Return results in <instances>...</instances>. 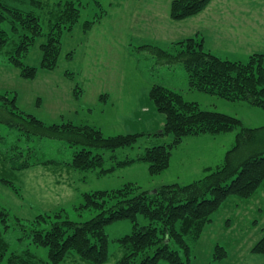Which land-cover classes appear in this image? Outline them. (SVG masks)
<instances>
[{
  "label": "rangeland",
  "instance_id": "rangeland-1",
  "mask_svg": "<svg viewBox=\"0 0 264 264\" xmlns=\"http://www.w3.org/2000/svg\"><path fill=\"white\" fill-rule=\"evenodd\" d=\"M60 1L45 0L42 21L45 32L50 30L49 18ZM98 1L101 8L94 0H82L84 8L80 24L97 15L103 18L89 32L78 25L72 33L65 35L60 64L55 71H40L35 80H24L8 62L11 46L0 50V93L15 95L21 112L35 115L46 124L90 125L100 129L105 137L143 132L150 136L140 137L133 148L94 150V155H103L104 169L113 168V173L100 175L99 170L79 172L70 167L69 159L76 150L70 145L50 140L17 142L18 132L3 128L5 124L0 123V140L4 144L1 147L0 141V206L8 211L10 225L6 229L0 222V258L8 247L0 264H8L12 254L27 249L37 260L49 262L48 249L31 244V229L48 230L58 220H90L96 215L94 211L79 215L86 193L118 190L126 184L144 191L175 182L185 185L203 178L208 169L223 163L226 153L235 145L238 131L197 136L200 139L185 138L172 154L180 161L189 159L188 164L194 170H190V166L175 170L171 163L167 171L151 176L143 162L117 166V162L138 159L146 149L173 140L172 136L157 137L164 116L149 111L152 104L148 94L153 86L161 85L180 92L188 101L198 102L204 110L236 117L247 128L264 126L263 109L190 90L184 67L164 63L154 51L170 50L174 43L200 34L207 50L226 60L245 62L252 55H264V0H213L203 13L183 21L171 18L172 0ZM68 53H75L72 62L66 60ZM41 58L42 53L36 45L26 62L39 66ZM68 70L77 74L84 89L80 101L74 98L75 83L66 77ZM203 136L208 140L202 139ZM15 143L24 149L27 146L40 149L38 155L51 159L49 164L15 170L14 160L7 156V150ZM37 216L50 218L47 223H36L35 227ZM213 219L200 240L188 239L190 264H217L214 260L217 245L228 252L229 258L223 264H264V256L251 252L264 236V186L249 201L230 198ZM138 221L142 226L149 223L144 217H139ZM132 231L133 224L129 220L107 227L111 241L107 264H116L123 256L116 240ZM62 264L89 263L70 256ZM161 264L167 263L162 261Z\"/></svg>",
  "mask_w": 264,
  "mask_h": 264
},
{
  "label": "trees",
  "instance_id": "trees-1",
  "mask_svg": "<svg viewBox=\"0 0 264 264\" xmlns=\"http://www.w3.org/2000/svg\"><path fill=\"white\" fill-rule=\"evenodd\" d=\"M94 2L101 8L100 1ZM212 2L172 0L170 16L175 21L196 17ZM45 7V0H0V50L11 46L8 62L24 80H35L40 71H55L60 64L65 35L72 33L78 25L89 32L103 18L97 15L93 20L80 24L84 8L82 0H61L49 18L50 30L45 32L42 24ZM36 45L42 58L39 66H32L26 59ZM154 51L164 63L184 67L190 90L232 102H245L264 110V55H252L245 62L226 60L207 50L200 34L174 43L170 50ZM74 54L68 53L66 60L72 62ZM66 77L75 83L74 98L80 101L84 89L77 74L68 70ZM148 97L152 104L149 111L164 116V124L157 137L172 136L173 140L169 144L146 149L138 159L117 162V166L143 162L151 176L160 175L169 169L174 148L180 146L185 138L238 131L235 145L226 153L223 163L208 169L203 178L185 185L175 182L144 191L133 184H126L118 190L86 193L79 215L94 211L96 215L90 220H58L48 230L31 229V244L47 248L49 262L37 260L27 249L23 253L12 254L8 264H62L70 256L89 264H107L111 241L106 229L124 220L133 224V231L116 240L124 252L116 264H161L162 261L190 264L188 239L200 240L206 227L213 223V217L230 198L249 201L257 195L264 186V126L247 128L240 119L204 110L198 102L188 101L182 93L161 85L153 86ZM16 102L15 95L0 93V123L5 124L3 128L16 130L17 142L50 140L70 145L76 150L68 165L79 172L99 170L100 175L113 173V168H103V155H94L93 151L133 148L140 137L150 136L143 132L105 137L100 129L90 125L73 122L46 124L35 115L21 112ZM0 141L3 147V140ZM39 151L28 146L24 149L15 143L7 150V156L14 160L15 170L48 165L51 159L39 156ZM139 217H144L149 223L140 225ZM48 218L50 216H37L35 227L36 223H47ZM8 221V211L0 206V222L6 229L10 228ZM7 249L3 250L1 260ZM251 252L264 256V236ZM228 258L226 248L217 245L214 249L217 264H223Z\"/></svg>",
  "mask_w": 264,
  "mask_h": 264
},
{
  "label": "crops",
  "instance_id": "crops-1",
  "mask_svg": "<svg viewBox=\"0 0 264 264\" xmlns=\"http://www.w3.org/2000/svg\"><path fill=\"white\" fill-rule=\"evenodd\" d=\"M201 137H197L196 139H200ZM208 137L206 136H203L202 139H206ZM208 140V139H206ZM184 142V141H183ZM201 156H204V155H201ZM189 162V159H182L181 161L179 159H175L174 155L172 154V158H171V167L174 168L175 170H183L184 167H189L190 170H194V168L188 164ZM202 162V161H201ZM202 167V165H201ZM200 169V168H199Z\"/></svg>",
  "mask_w": 264,
  "mask_h": 264
}]
</instances>
